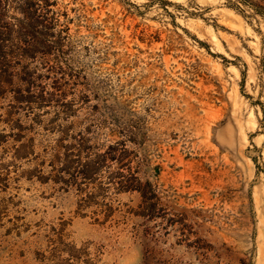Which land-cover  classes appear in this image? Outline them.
<instances>
[{
	"label": "rangeland",
	"instance_id": "1",
	"mask_svg": "<svg viewBox=\"0 0 264 264\" xmlns=\"http://www.w3.org/2000/svg\"><path fill=\"white\" fill-rule=\"evenodd\" d=\"M0 264H264V0H0Z\"/></svg>",
	"mask_w": 264,
	"mask_h": 264
},
{
	"label": "trees",
	"instance_id": "2",
	"mask_svg": "<svg viewBox=\"0 0 264 264\" xmlns=\"http://www.w3.org/2000/svg\"><path fill=\"white\" fill-rule=\"evenodd\" d=\"M1 33H2V32L0 31V35H1ZM0 48H1V46H0Z\"/></svg>",
	"mask_w": 264,
	"mask_h": 264
}]
</instances>
